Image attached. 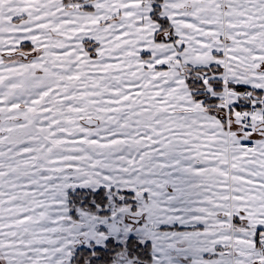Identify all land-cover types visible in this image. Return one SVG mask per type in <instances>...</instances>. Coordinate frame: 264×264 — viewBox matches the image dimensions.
Listing matches in <instances>:
<instances>
[{
    "label": "snow or ice",
    "instance_id": "snow-or-ice-1",
    "mask_svg": "<svg viewBox=\"0 0 264 264\" xmlns=\"http://www.w3.org/2000/svg\"><path fill=\"white\" fill-rule=\"evenodd\" d=\"M0 264H264V0H0Z\"/></svg>",
    "mask_w": 264,
    "mask_h": 264
}]
</instances>
